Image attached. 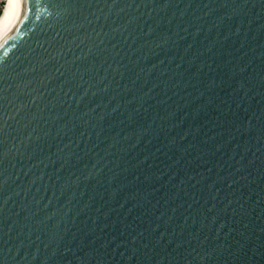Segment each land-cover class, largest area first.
<instances>
[{
  "label": "water",
  "instance_id": "1",
  "mask_svg": "<svg viewBox=\"0 0 264 264\" xmlns=\"http://www.w3.org/2000/svg\"><path fill=\"white\" fill-rule=\"evenodd\" d=\"M0 264H264V0H19Z\"/></svg>",
  "mask_w": 264,
  "mask_h": 264
},
{
  "label": "bare ground",
  "instance_id": "2",
  "mask_svg": "<svg viewBox=\"0 0 264 264\" xmlns=\"http://www.w3.org/2000/svg\"><path fill=\"white\" fill-rule=\"evenodd\" d=\"M18 6L19 0H5V6L0 15V44L10 34Z\"/></svg>",
  "mask_w": 264,
  "mask_h": 264
},
{
  "label": "built area",
  "instance_id": "3",
  "mask_svg": "<svg viewBox=\"0 0 264 264\" xmlns=\"http://www.w3.org/2000/svg\"><path fill=\"white\" fill-rule=\"evenodd\" d=\"M4 6H5V0H0V15L3 11Z\"/></svg>",
  "mask_w": 264,
  "mask_h": 264
}]
</instances>
